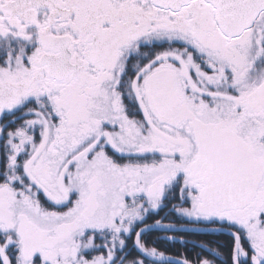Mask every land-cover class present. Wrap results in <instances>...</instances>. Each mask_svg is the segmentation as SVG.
<instances>
[{
	"label": "flooded vegetation",
	"instance_id": "obj_1",
	"mask_svg": "<svg viewBox=\"0 0 264 264\" xmlns=\"http://www.w3.org/2000/svg\"><path fill=\"white\" fill-rule=\"evenodd\" d=\"M90 165L121 174L120 195L148 213L175 193L195 227L235 239L234 260L264 264V11L229 36L206 0H0V226L34 264L56 239L21 216L16 227L14 197L67 231Z\"/></svg>",
	"mask_w": 264,
	"mask_h": 264
},
{
	"label": "trees",
	"instance_id": "obj_2",
	"mask_svg": "<svg viewBox=\"0 0 264 264\" xmlns=\"http://www.w3.org/2000/svg\"><path fill=\"white\" fill-rule=\"evenodd\" d=\"M176 199L175 193L168 192L159 212L148 213L141 220L124 221L123 230L114 229L113 234L109 228L87 232L80 255L88 260L102 256L106 264H253L234 260L239 254L233 237L204 227L198 229L186 220L184 213L173 207ZM18 254L17 250L10 252L11 264L16 263Z\"/></svg>",
	"mask_w": 264,
	"mask_h": 264
},
{
	"label": "rangeland",
	"instance_id": "obj_3",
	"mask_svg": "<svg viewBox=\"0 0 264 264\" xmlns=\"http://www.w3.org/2000/svg\"><path fill=\"white\" fill-rule=\"evenodd\" d=\"M105 168L107 169V167ZM100 171L101 169L98 166H86L83 168L82 176L73 182L72 185L79 191V197L84 200L83 206L78 210L75 217H70L69 220L66 219V222L70 223V228L67 231H58L57 235L52 232L53 226L54 228H57V224L52 218L48 217V214L44 211L40 214L39 210H33L32 208L37 207H35L36 204L31 202V198L23 196L18 199L17 197H14L13 200L15 201L8 209L12 211V222H14L16 227L19 217L21 216L23 222L28 221L37 228L49 231L46 234L52 237V239H56L52 241L46 239L44 241L41 251L37 252L40 253V260L42 261L40 264H56L55 262H57V264H106L105 259L102 258V256H94L91 260L86 258V261L79 262L78 259L75 258L74 254L76 253V250L74 249H78L80 238L83 237L84 241L86 240L87 232L92 233L94 231H104L108 228L112 234L114 229L116 232L121 231L124 227V221L126 222V220L129 219H131V221L141 220L148 214V211H150L149 209H145L144 211L141 208H134L137 207V204L131 199L132 197L125 198L124 194L120 195L118 187L123 182L121 174L118 175L116 173V176H114L109 173L110 171L106 170L104 174H101ZM159 174V169H151V176ZM161 174L170 181L172 178L176 177L177 173L175 167L169 166L167 169H162ZM144 179L148 180V176H145ZM129 181H131V179ZM3 188L4 187H0V190ZM12 195L17 196L14 193H12ZM1 196L6 199L9 194L2 192ZM153 199L154 197L151 198V200ZM119 201L123 202L121 203L122 205L127 204L132 208L128 207L125 213L117 214L115 212V206L118 205ZM126 201H129L130 203H127ZM24 203H28L30 206L33 204L34 206L28 208L23 205ZM15 206L18 207L15 209ZM152 209L156 210L157 207L153 205ZM239 220V218L235 219L237 222H239ZM8 226L10 225H5L4 227L3 224L0 226V229H2V232H0V239H3V236L5 237L0 241V244L3 246L6 245L8 247L7 250L18 251L19 256L17 257L15 264H34L32 260L35 251L30 246H26L27 248L23 251V243L20 241L17 244V237L12 233L13 229H9ZM14 231L16 232V228ZM5 232H9L8 234L11 235H7ZM90 238H92V235ZM255 244L259 243L256 242ZM75 245L78 246L76 247ZM82 246L83 244L81 243V249ZM257 248L259 249V247ZM66 249L68 250L65 251ZM254 258L256 259L259 257L257 255ZM252 263L257 264L258 262L254 261Z\"/></svg>",
	"mask_w": 264,
	"mask_h": 264
},
{
	"label": "water",
	"instance_id": "obj_4",
	"mask_svg": "<svg viewBox=\"0 0 264 264\" xmlns=\"http://www.w3.org/2000/svg\"><path fill=\"white\" fill-rule=\"evenodd\" d=\"M157 6L173 10L187 5L191 0H152ZM216 8L219 28L229 36H236L250 28L264 11V0H206ZM154 190V186L150 188Z\"/></svg>",
	"mask_w": 264,
	"mask_h": 264
}]
</instances>
